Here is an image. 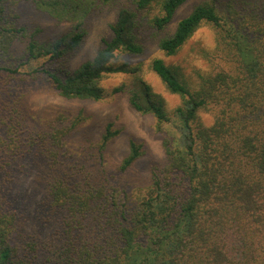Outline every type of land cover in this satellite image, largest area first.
Returning <instances> with one entry per match:
<instances>
[{"label":"trees","instance_id":"1","mask_svg":"<svg viewBox=\"0 0 264 264\" xmlns=\"http://www.w3.org/2000/svg\"><path fill=\"white\" fill-rule=\"evenodd\" d=\"M117 1L0 0V264H264V0H202L172 31L187 0ZM22 4L69 29L42 39L18 23ZM112 4L109 37L68 68L89 18ZM204 26L214 32L202 50L209 70L185 77L160 57L147 63L180 98L170 108L126 58L149 42L174 55ZM113 74L124 79L108 92L99 82ZM42 80L64 99L125 94L167 136L164 156L125 180L142 146L131 141L111 167L101 154L118 134L111 123L94 141L81 112L35 119L26 82ZM31 170L33 214L18 203Z\"/></svg>","mask_w":264,"mask_h":264},{"label":"rangeland","instance_id":"2","mask_svg":"<svg viewBox=\"0 0 264 264\" xmlns=\"http://www.w3.org/2000/svg\"><path fill=\"white\" fill-rule=\"evenodd\" d=\"M200 1L202 0H187L179 6L170 22V31L174 30L177 21L187 15L193 6ZM118 8L119 6L112 4V6L102 9L98 14L89 18V22L86 24L87 35L79 51L66 61L65 64H67L68 68H75L95 55L102 45V39L110 35L109 26L116 20ZM19 9L20 17L18 18V23L26 25L28 30L30 28L39 29V36L42 39L58 38L69 29L68 22L56 23L48 16L41 15V13L35 11L30 5L22 4ZM213 41V30L208 26H204L197 30L184 47L174 55L168 56L164 54L154 43L149 42L143 54L128 56L126 60L131 63H142L144 78L150 83L153 90L164 98L167 106L171 108L179 103L180 98L168 92L159 78L146 67L147 63L153 57H160L166 64L176 67L185 77H195L196 71L205 72L209 70V62L205 60L202 50L210 48ZM123 79L124 75L113 74L104 76L99 83L110 92ZM44 83L45 81L43 80L38 84L26 82V87H28V89L26 88L28 91L26 98L32 117L43 122L45 119L56 116L59 113L70 111L77 114L81 112L85 118L86 131L94 141L104 133L105 125L111 123L112 130L118 131V134L107 143L101 153L102 161L108 163V166L114 167L121 161L127 154L131 141L142 146L145 156L133 169L134 174L125 175V180L132 177L134 182H138L147 173L148 160L151 158L161 159L164 156L163 141L167 136H165L163 131H156L153 117L140 115L134 111L130 107L125 94H108L105 98L98 101L64 99L58 94L46 90ZM203 119L209 121L210 117L207 114H203ZM73 150L74 147L72 148ZM72 156L74 159V155ZM31 172L22 181L23 193L18 203L21 205L29 203L31 205L29 213L33 214L34 209H36L35 204L40 200L41 195L36 192L35 189L37 188L31 181L32 174L36 170H31ZM132 187L133 185H129V188ZM27 221H30V218Z\"/></svg>","mask_w":264,"mask_h":264}]
</instances>
